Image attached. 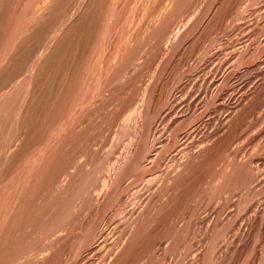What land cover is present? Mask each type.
I'll use <instances>...</instances> for the list:
<instances>
[{"label": "rangeland", "instance_id": "obj_1", "mask_svg": "<svg viewBox=\"0 0 264 264\" xmlns=\"http://www.w3.org/2000/svg\"><path fill=\"white\" fill-rule=\"evenodd\" d=\"M53 1L0 0V264H264V0Z\"/></svg>", "mask_w": 264, "mask_h": 264}, {"label": "bare ground", "instance_id": "obj_2", "mask_svg": "<svg viewBox=\"0 0 264 264\" xmlns=\"http://www.w3.org/2000/svg\"><path fill=\"white\" fill-rule=\"evenodd\" d=\"M49 1H50V0H49ZM51 1H52V0H51ZM54 1H55V0H54ZM54 1H53V2H54ZM58 1H60V0H58ZM62 1H63V0H62ZM100 1H101V0H100ZM111 1H112V0H111ZM129 1H130V0H129ZM43 2H44V1H43ZM64 2H65V1H64ZM103 2H104V1H103ZM51 3H52V2H51ZM59 3H60V2H59ZM80 3H81V2H80ZM41 4H42V3H41ZM44 4H46V3H44ZM88 4H89V3H88ZM39 5H40V4H39ZM46 5H47V4H46ZM66 5H67V4H66ZM105 5H106V4H105ZM159 5H160V4H159ZM48 6H49V4H48ZM48 6H47V7H48ZM58 6H59V4H58ZM40 7H41V5H40ZM51 7H52V6H51ZM51 7H50V8H51ZM100 7H101V6H100ZM210 7H211V6H210ZM42 8H43V7H42ZM42 8H41V9H42ZM58 8H59V7H58ZM102 8H103V6H102ZM37 10H38V9H37ZM49 10H50V9H49ZM53 10H54V9H53ZM53 10H52V11H53ZM85 10H86V9H85ZM38 11H39V10H38ZM38 11H37V12H38ZM42 11H43V10H42ZM42 11H41V12H42ZM53 12H54V11H53ZM60 12H61V11H60ZM45 14H46V13H45ZM54 14H55V13H54ZM57 14H58V13H57ZM63 14H64V13H63ZM86 14H87V13H86ZM172 14H173V13H172ZM225 14H226V13H225ZM41 15H42V14H41ZM43 15H44V14H43ZM43 15H42V16H43ZM46 15H47V14H46ZM50 15H51V14H50ZM59 15H61V14L59 13ZM47 16H48V15H47ZM47 16H46L45 18H47ZM61 16H62V15H61ZM39 17H40V16H39ZM50 17H51V16H50ZM53 18H54V17H53ZM88 18H89V17H88ZM63 19H64V18H63ZM90 19H91V18H90ZM92 19H93V18H92ZM111 19H112V18H111ZM45 20H46V19H45ZM47 20H48V19H47ZM50 20H51V19H50ZM88 20H89V19H88ZM82 21H83V20H82ZM48 22H49V20H48ZM48 22L46 21L45 23H48ZM71 22H72V21H71ZM149 22H150V21H149ZM154 23H155V22H154ZM42 24H43V23H42ZM42 24H41V25H42ZM78 24H79V23H78ZM90 24H91V23H90ZM46 25H47V24H46ZM79 25H80V24H79ZM87 25H88V24H87ZM172 25H173V24H172ZM43 26H44V25H43ZM84 26H85V25H84ZM96 26H97V25H96ZM157 26H158V25H157ZM166 26H167V25H166ZM49 27H50V28H51V27L53 28V25L51 24V26H49ZM55 27H56V26H55ZM88 27H89V26H88ZM163 27H164V26H163ZM43 28H44V27H43ZM47 28H48V26H47ZM47 28H46V29H47ZM71 28H72V26H71ZM80 29H81V28H80ZM88 29H89V28H88ZM88 29H87V30H88ZM99 29H100V28H99ZM157 29H158V28H157ZM40 30H41V29H40ZM55 30H56V29H55ZM31 31H32V30H31ZM47 31H48V29H47ZM49 31H50V30H49ZM65 31H66V30H65ZM83 31H85V30L83 29ZM160 31H161V30H160ZM72 32H73V31H72ZM59 33H60V32H59ZM59 33H58V34H59ZM73 33H75V32H73ZM26 34H27V33H26ZM34 34H35V33H34ZM67 34H68V33H67ZM83 34H84V33H83ZM110 34H111V33H110ZM43 35H44V34H43ZM131 35H132V34H131ZM6 36H7V35H6ZM28 36H29V35H28ZM72 36H73V35H72ZM72 36H71V37H72ZM76 36H77V35H76ZM78 36H79V33H78ZM87 36H88V35H87ZM135 36H136V35H135ZM144 36H145V35H144ZM144 36H143V37H144ZM74 37H75V36H74ZM80 37H82V36H80ZM95 37H96V36H95ZM176 37H177V36H176ZM62 38H63V37H62ZM187 38H188V37H187ZM39 39H40V38H39ZM49 39H50V38H49ZM69 39H70V38H69ZM76 39H78V38H76ZM86 39H87V38H86ZM27 40H28V39H27ZM29 40H30V39H29ZM51 40H52V39H51ZM64 40H65V39H64ZM71 40H73V39H71ZM71 40H70V41H71ZM80 40H81V38H80ZM80 40H79V41H80ZM144 40H145V39H144ZM14 41H15V40H14ZM49 41H50V40H49ZM52 41H53V40H52ZM79 41H78V42H79ZM87 41H88V40H87ZM89 41H90V40H89ZM145 41H146V40H145ZM154 41H155V40H154ZM187 41H188V40H187ZM71 42H72V41H71ZM80 42H82V41H80ZM85 42H86V41H85ZM120 42H121V41H120ZM198 42H199V41H198ZM25 43H26V42H25ZM38 43H39V42H38ZM45 43H46V42H45ZM86 43H87V42H86ZM88 43H89V42H88ZM57 44H58V43H57ZM68 44H69V43H68ZM73 44H74V42L72 43V45H73ZM47 45H48V44H47ZM70 45H71V44H70ZM88 45H89V44H88ZM101 45H102V44H101ZM53 46H54V45H53ZM80 46H81V44H80ZM139 46H140V45H139ZM24 47H25V46H24ZM56 47H57V46H56ZM96 47H97V46H96ZM128 47H129V46H128ZM145 47H146V46H145ZM16 48H17V47H16ZM44 48H45V47H44ZM49 48H50V47H49ZM93 48H94V47H93ZM20 49H21V48H20ZM24 49H25V48H24ZM27 49H28V48H27ZM83 49H84V48H83ZM114 49H115V48H114ZM36 50H37V49H36ZM59 50H62V49H59ZM64 50H65V49H64ZM67 50H68V49H67ZM72 50H73V49H72ZM123 50H124V49H123ZM55 51H56V49H55ZM62 51H63V50H62ZM62 51H61V52H62ZM79 51H80V50H79ZM46 52H47V51H46ZM52 52H54V51H52ZM57 52H58V51H57ZM61 52H60V53H61ZM77 52H78V50H77ZM77 52H76V53H77ZM104 52H105V51H104ZM121 52H122V51H121ZM27 53H28V52H27ZM29 53H30V52H29ZM135 53H136V52H135ZM44 54H45V53H44ZM56 54H57V53H56ZM58 54H59V53H58ZM58 54H57V55H58ZM62 54H64V51H63ZM62 54H59V55H62ZM67 54H68V53H67V51H66V54H65V55H66V57H69V55H67ZM71 54H72V53H71ZM95 54H96V53H95ZM170 54H171V53H170ZM49 55H50V54H49ZM57 55H55V56H57ZM76 55H77V54H76ZM135 55H136V54H135ZM31 56H32V55H31ZM53 56H54V55H53ZM93 56H94V55H93ZM133 56H134V55H133ZM33 57H35V56H33ZM43 57H44V56H43ZM48 57H49V56H48ZM61 57H62V56H60L59 58L62 59V58H64L65 56H63L62 58H61ZM79 57H81V56H79ZM88 57H89V56H88ZM120 57H121V56H120ZM127 57H128V56H127ZM127 57H126V58H127ZM53 58H54V57H53ZM56 58H57V57H56ZM59 58H57V59L59 60ZM70 58H71V57H70ZM77 58H78V57H77ZM101 58H102V57H101ZM101 58H100V59H101ZM111 58H112V57H111ZM126 58H125V59H126ZM1 59H2V58H1ZM48 59H49V58H48ZM57 59L55 60V58H54V59H53L54 61H53L52 58H51V60H52L53 62H57V63H58ZM64 59H65V58H64ZM67 59H68V58H67ZM107 59H108V58H107ZM107 59H106V60H107ZM116 59H117V58H116ZM35 60H36V59H35ZM51 60H50V61H51ZM70 60H71V59H69V61H70ZM72 60H73V59H72ZM72 60H71L70 62H72ZM98 60H99V59H98ZM136 60H137V59H136ZM9 61H10V60H9ZM52 61H51V62H52ZM95 61H96V60H95ZM108 61H109V59H108ZM31 62H32V61H31ZM33 62H34V61H33ZM33 62H32V63H33ZM53 62H52V63H53ZM62 62L64 63V60H63ZM62 62L59 61L58 64H61ZM100 62H101V60L99 61V63H100ZM25 63H26V62H25ZM32 63H31V64H32ZM34 63H35V62H34ZM34 63H33V64H34ZM65 63H66V64H69V66H70L69 68L74 67V66L70 65L71 63H67V61H66ZM132 63H133V62H132ZM43 64H45V63H43ZM43 64H42V65H43ZM58 64H57V67H59ZM115 64H116V63H115ZM115 64H114V65H115ZM14 65H15V64H14ZM47 65H48V64H47ZM54 65H55V67H56V64H54ZM54 65H51V66H54ZM77 65H78V64H77ZM100 65H101V64H100ZM123 65H124V64H123ZM44 66H46V65H44ZM65 66H66V65H65ZM67 66H68V65H67ZM67 66H66V67H67ZM94 66H95V65H94ZM125 66H126V65H125ZM3 67H4V66H3ZM40 67H41V66H40ZM61 67H62V66H61ZM66 67H64V68H66ZM75 67H76V66H75ZM80 67H82V66H80ZM12 68H13V67H12ZM31 68H32V67H31ZM67 68H68V67H67ZM69 68H68V69H69ZM4 69H5V68H4ZM18 69H19V68H18ZM41 69H44V68L42 67ZM41 69H40V70H41ZM49 69H50V68H49ZM55 69H56V68H55ZM62 69H63V67H62ZM127 69H128V68H127ZM40 70H39V71H40ZM50 70H51V69H50ZM60 70H61V69H60ZM69 70H70V69H69ZM71 70H72V69H71ZM75 70H76V69H75ZM78 70H79V68H78ZM95 70H96V69H95ZM124 70H125V69H124ZM28 71H29V70H28ZM36 71H37V70H36ZM47 71H49V70L47 69ZM56 71H57V70H56ZM73 71H74V70H73ZM89 71H90V70H89ZM45 72H46V71H45ZM61 72H62V71H61ZM65 72H66V73H65ZM65 72H64V71L62 72V74H64V73L66 74V75H65V74H64V75H61L62 77H61V76L59 77L60 74L57 73V74H59L58 77L60 78V79H59L60 81H57V80H56V81H57V86H56V83L53 82V83L55 84V86H56L55 88L53 87L54 89H52L51 87H49V89H48V88L46 87L47 85H44V84H45L44 81L47 80V79H46L47 77L45 78V80L43 79L44 81H43V80H42V81L39 80V81H41V82H39V84H36V83H35V84L32 85L31 88L29 89L28 95H29V100H30V101L33 99L34 95H36L37 92H38V93H39V92L41 93V91H42V93H43V91H44V93L47 95V96H45V95L43 94V95H44L43 98L45 97L46 99L44 98V99H41V100H40V101L43 100V103H42L43 108H42V106H41L42 109H41V111H40V113H39L40 116H39V115H38V116L36 115L38 118L35 116L38 120L33 119V120H30V121H29V119H28V121H29V123H28L29 126H28V129H25V131H27V133H26V132H25V133H26L27 136L29 137V140H30V139L33 140L32 138H35V137L37 136V134H38V136H39V135L41 136V134H39V133H40V130L42 131V129H41L40 127L43 128L44 125L46 126L45 123H47V122L51 119V118H49V116H50L49 114L51 113V110H53V109H52V108H53V104H54V106H57V105H55L56 102H57V104L60 103V102L63 103V100H64V99H62V98H65V96H66V95H65V92L67 91V89H65V88L68 86V84H66V82H67L68 79H69V78L67 79V76H68V75H67V74H68L67 72H68V71H65ZM75 72H76V71H75ZM77 72H78V71H77ZM80 72H81V71H80ZM83 72H84V71H83ZM85 72H86V71H85ZM15 73H16V72H15ZM41 73H42V72H41ZM41 73H39V74H41ZM48 73H49V72H48ZM48 73L46 72V73H45V76H46V74H48ZM69 73H71V72H69ZM72 73H73V72H72ZM72 73H71V74H72ZM93 73H95V72H93ZM114 73H115V72H114ZM31 74H32V73H31ZM39 74H38V72H37V75H39ZM43 74H44V73H43ZM57 74H56V75H57ZM71 74H69V77H70ZM76 74H77V73H76ZM137 74H138V73H137ZM13 75H14V74H13ZM25 75H26V74H25ZM35 75H36V74H35ZM49 75H50V74H49ZM49 75H48V76H49ZM51 75H52V74H51ZM78 75H79V74H78ZM32 76H33V75H32ZM43 76H44V75H43ZM43 76H42V77H43ZM52 76H53V75H52ZM72 76H73V75H72ZM72 76H71V77H72ZM30 77H31V76H30ZM58 77H57V78H58ZM71 77H70V78H71ZM74 77H75V75H74ZM74 77H73V78H74ZM35 78H36V77H35ZM35 78H34V79H35ZM53 78H54V77H53ZM53 78H52V80H55V79H53ZM57 78H56V79H57ZM121 78H122V77H121ZM29 79H30V78H29ZM92 79H93V77H92ZM111 79H112V78H111ZM128 79H129V78H128ZM86 80H87V79H86ZM93 80H94V79H93ZM102 80H103V79H102ZM130 80H131V79H130ZM141 80H142V79H141ZM32 81H34V80H32ZM48 81H49V77H48ZM48 81H46V82L48 83ZM98 81H99V79H98ZM7 82H8V81H7ZM15 82H16V81H15ZM58 82H59V83H58ZM3 83H4V82H3ZM23 83H24V82H23ZM49 83H50V82H49ZM70 83L72 84V82H70ZM118 83H119V82H118ZM156 83H157V82H156ZM54 84H53V85H54ZM90 84H91V82H90ZM134 84H135V83H134ZM53 85H52V86H53ZM65 85H67V86L65 87ZM72 85H73V84H72ZM75 85H76V84H75ZM105 85H106V84H105ZM137 85H138V84H137ZM14 86H15V85H14ZM44 86H45V88H44ZM79 86H80V85H79ZM107 86H108V85H107ZM117 86H118V85H117ZM144 86H145V85H144ZM5 87H7V86H5ZM29 87H30V86H29ZM152 87H153V86H152ZM172 87H173V86H172ZM46 88H47V89H46ZM128 88H129V87H128ZM45 89H46V90H45ZM87 89H88V87H87ZM106 89H107V88H106ZM65 90H66V91H65ZM68 90H69V89H68ZM69 91H70V90H69ZM71 91H72V90H71ZM88 91H89V90H88ZM98 91H99V90H98ZM145 91H146V90H145ZM67 93H68V92H67ZM69 93H70V92H69ZM83 93H84V92H83ZM92 93H93V92H92ZM95 93H96V92H95ZM93 94H94V93H93ZM135 94H136V93H135ZM37 95H38V94H37ZM64 95H65V96H64ZM71 95H72V93H71ZM97 95H98V94H97ZM159 95H160V94H159ZM68 96H69V95H68ZM76 96H77V95H76ZM87 96H88V95H87ZM120 96H121V95H120ZM4 97H5V96H4ZM36 97H37V96H36ZM70 97H71V96H70ZM91 97H92V96H91ZM40 98H41V97H40ZM70 99H71V98H70ZM76 99H77V98H76ZM84 99H85V97H84ZM88 99H89V98H88ZM93 99H94V98H93ZM150 99H151V98H150ZM215 99H216V98H215ZM58 100H59V101H58ZM77 100H78V99H77ZM89 100H90V99H89ZM137 101H138V100H137ZM145 101H146V100H145ZM158 101H159V100H158ZM27 102H28V101H27ZM74 102H75V101H74ZM89 102H90V101H89ZM92 102H93V101H92ZM126 102H127V101H126ZM138 102H139V101H138ZM28 103H29V102H28ZM30 103H32V101H31ZM30 103L28 104L29 106H30ZM62 103H60V104H58V105H62ZM85 103H86V102H85ZM203 103H204V102H202V104H203ZM32 104H33V103H32ZM35 104H36V103H35ZM74 104H75V103H74ZM87 104H88V102H87ZM106 104H107V103H106ZM139 104H140V103H139ZM172 104H173V103H172ZM46 105H47V106H46ZM72 105H73V104H72ZM121 105H122V104H121ZM158 105H159V104H158ZM31 106H32V105H31ZM38 106H39V105H38ZM45 106H46V107H45ZM76 106H77V105H76ZM79 106H80V105H79ZM112 106H113V105H112ZM148 106H149V105H148ZM184 106H185V105H184ZM192 106H193V105H192ZM4 107H5V106H4ZM20 107H22V106H20ZM31 108H32V107H31ZM37 108H38V107H37ZM63 108H64V107H63ZM70 108H71V106H70ZM77 108H78V107H77ZM163 108H164V107H163ZM55 109H56V107H55ZM55 109H54V110H55ZM58 109H59V108H58ZM65 109H67V108H65ZM25 110H26V109H25ZM36 110H37V109H36ZM68 110H69V109H68ZM71 110H72V108H71ZM75 110H76V109H75ZM79 110H80V109H79ZM83 110H84V109H83ZM12 111H13V110H12ZM12 111H11V112H12ZM37 111H39V110H37ZM37 111L35 112V110H34V112H35L34 114H36ZM57 111H58V110H57ZM73 111H74V108H73ZM80 111H81V110H80ZM111 111H112V110H111ZM21 112H22V111H21ZM25 112H26V111H25ZM25 112H24V113H25ZM60 112H61V111H60ZM81 112H83V111H81ZM81 112H80V113H81ZM32 113H33V112H32ZM72 113H73V112H72ZM101 113H102V112H101ZM106 113H107V112H106ZM121 113H122V112H121ZM22 114H23V113H22ZM60 114H61V113H60ZM134 114H135V113H134ZM31 115H32V114L30 113V116H31ZM63 115H64V114H63ZM68 115H69V114H68ZM72 115H73V114H72ZM72 115H71V116H72ZM80 115H81V114H80ZM118 115H119V114H118ZM0 116H1V115H0ZM75 116H76V115H75ZM35 117H34V118H35ZM39 117H40V118H39ZM66 117L68 118L67 115H66ZM66 117H65V118H66ZM77 117H78V115H77ZM87 117H88V116H87ZM117 117H118V116H117ZM196 117H197V116H196ZM32 118H33V117H32ZM52 118H53V117H52ZM62 118H63V117H62ZM92 118H93V117H92ZM8 119H9V118H8ZM53 119L56 120L55 118H53ZM53 119H52V120H53ZM69 119H71V117L68 118L67 120H69ZM76 119H77V118H76ZM76 119H75V120H76ZM95 119H96V118H95ZM95 119H93V120H95ZM101 119H102V118H101ZM1 120H2V119H1ZM24 120H25V119H24ZM47 120H48V121H47ZM54 120H53V121H54ZM58 120H60V119H58ZM78 120H79V119H78ZM78 120H77V121H78ZM28 121H27V122H28ZM46 121H47V122H46ZM53 121H52V122H53ZM61 121H62V119L60 120V122H61ZM64 121H66V119H64ZM70 121H71V120H70ZM50 122H51V121H50ZM60 122H58L57 124H60ZM67 122H68V121H67ZM72 122H73V121H72ZM72 122H70V123H72ZM74 122H75V121H74ZM86 122H87V121H86ZM132 122H133V121H132ZM20 123H21V122H20ZM64 123H65V122H64ZM116 123H117V122H116ZM25 124H26V123H25ZM55 124H56V123H55ZM68 124H69V123H68ZM73 124H74V123H73ZM14 125H15V124H14ZM48 125H49V123H48ZM50 125H51V124H50ZM61 125H62V126H60V127H61V128H62V127L64 128L65 124H61ZM69 125H70V124H69ZM8 126H9V125H8ZM15 126H16V125H15ZM26 126H27V125H26ZM51 126H52V125H51ZM56 126H57V125H56ZM70 126H71V125H70ZM87 126H88V124H87ZM117 126H118V125H117ZM18 127H19V125H18ZM66 127L69 128V126H66ZM71 127H72V126H71ZM102 127H103V126H102ZM132 127H133V126H132ZM38 128H39V129H38ZM61 128H60V131L62 130L61 132H63L65 129H61ZM75 128H76V127H75ZM91 128H92V127H91ZM45 129H46V128H45ZM55 129H56V128H55ZM66 129H67V128H66ZM70 130H71V129H70ZM125 130H127V129H125ZM15 131H16V129H15ZM67 131H68V130H67ZM127 131H128V130H127ZM38 132H39V133H38ZM45 132H46V131H45ZM65 132H66V130H65ZM68 132H69V131H68ZM81 132H82V131H81ZM70 133H71V132H70ZM77 133H78V132H77ZM58 134H59V133H58ZM66 134H67V133H66ZM86 134H87V133H86ZM136 134H137V133H136ZM18 135H19V134H18ZM62 136H63V135H62ZM128 136H129V135H128ZM28 137H25V138H28ZM48 137H49V135H48ZM179 137H180V136H179ZM36 138H37V137H36ZM66 138H67V137H66ZM66 138H65V139H66ZM37 139H38V138H37ZM39 139H41V138H39ZM39 139H38V140H39ZM63 139H64V138H63ZM90 139H91V138H90ZM34 140H36V139H34ZM27 141H28V139H27ZM36 141H37V140H36ZM43 141H44V140H43ZM22 142H23V141H22ZM37 142H38V141H37ZM37 142H32V143H37ZM77 142H78V141H77ZM81 142H82V141H81ZM29 143H30V142H29ZM23 144H24V143H23ZM25 144H26V141H25ZM30 144H31V143H30ZM73 144H74V143H73ZM84 144H85V143H84ZM63 145H64V144H63ZM23 146H24V145H23ZM32 146H33V145H32ZM35 146H36V145H35ZM58 146H59V145H58ZM18 147H19V146H18ZM27 147H28V146H27ZM16 148H17V147H16ZM24 148H25V147H24ZM22 149H23V148H22ZM189 149H190V148H189ZM27 150H28V149H27ZM49 150H50V149H49ZM176 150H177V149H176ZM19 151H20V150H19ZM50 151H51V150H50ZM193 151H194V150H193ZM4 153H5V152H4ZM10 153H11V152H10ZM40 153H41V152H40ZM67 153H68V152H67ZM72 153H73V152H72ZM15 154L17 155V153H15ZM21 154H22V153H21ZM43 154H44V153H43ZM50 154H51V153H50ZM39 155H40V154H39ZM157 155H158V154H157ZM12 156H13V155H12ZM18 156H19V155H18ZM20 156H21V155H20ZM41 156H42V155H41ZM128 156H129V155H128ZM219 156H220V155H219ZM35 157H36V156H35ZM143 157H144V156H143ZM194 157H195V156H194ZM15 158H16V156H15ZM43 158H44V157H43ZM9 159H10V157H9ZM29 159H30V158H29ZM31 159H32V158H31ZM40 159H41V157H40ZM128 159H129V158H128ZM194 159H195V158H194ZM12 160H13V159H12ZM19 160H20V159H19ZM19 160H18V161H19ZM24 160H25V159H24ZM45 160H46V159H45ZM57 160H58V159H57ZM71 160H72V159H71ZM183 160H184V159H183ZM28 161H30V160H28ZM38 161H39V160H38ZM13 162H14V161H13ZM13 162H12V164H13ZM32 162H33V161H32ZM86 162H87V161H86ZM10 163H11V162H10ZM40 163H41V162H40ZM59 163H60V162H59ZM68 163H69V162H68ZM210 163H211V162H210ZM22 164H23V163H22ZM30 164H31V163H30ZM86 164H87V163H86ZM189 164H190V163H189ZM19 165H20V164H19ZM31 165H32V164H31ZM72 165H73V164H72ZM32 166H33V165H32ZM81 166H82V165H81ZM7 167H8V166H7ZM7 167H6V168H7ZM20 167H21V166H20ZM38 167H39V166H38ZM127 167H128V166H127ZM174 167H175V166H174ZM176 167H177V166H176ZM207 167H208V166H207ZM36 168H37V167H36ZM39 168H40V167H39ZM42 168H43V167H42ZM46 168H47V167H46ZM92 168H93V167H92ZM99 168H100V167H99ZM180 168H181V167H180ZM192 168H193V167H192ZM27 169H28V168H27ZM40 169H41V168H40ZM40 169H39V170H40ZM203 169H204V168H203ZM206 169H207V168H206ZM46 171H47V169H46ZM50 171H51V170H50ZM145 171H146V170H145ZM179 171H180V170H179ZM231 171H232V170H231ZM9 172H10V171H9ZM18 172H19V171H18ZM4 173H6V172H4ZM37 173H38V172H37ZM59 173H60V172H59ZM73 173H74V172H73ZM76 173H77V172H76ZM181 173H182V172H181ZM16 174H17V173H16ZM19 174H20V173H19ZM22 174H23V173H22ZM55 174H56V172H55ZM174 174H175V173H174ZM12 175H13V174H12ZM45 175H46V174H45ZM98 175H99V174H98ZM116 175H117V174H116ZM137 175H138V174H137ZM232 175H233V174H232ZM4 176H5V175H4ZM84 176H85V175H84ZM145 176H146V175H145ZM183 176H184V175H183ZM16 177H17V176H16ZM45 177H46V176H45ZM79 177H80V176H79ZM134 177H135V176H134ZM235 177H236V176H235ZM250 177H251V176H250ZM33 178H34V177H33ZM59 178H60V177H59ZM81 178H83V177H81ZM105 178H106V177H105ZM24 179H25V178H24ZM34 179H35V178H34ZM46 179H48V178H46ZM67 179H68V178H67ZM77 179H78V178H77ZM89 179H90V178H89ZM120 179H121V178H120ZM164 179H165V178H164ZM17 180H19V179L17 178ZM27 180H28V179H27ZM93 180H94V179H93ZM104 180H105V179H104ZM166 180H168V179H166ZM37 181H38V180H37ZM56 181H57V180H56ZM163 181H164V180H163ZM169 181H170V180H169ZM27 182H28V181H27ZM29 182H30V181H29ZM81 182H82V181H81ZM87 182H88V181H87ZM112 182H113V181H112ZM172 182H173V181H172ZM180 182H181V181H180ZM189 182H190V181H189ZM107 183H108V182H107ZM107 183H106V184H107ZM113 183H114V182H113ZM174 183H175V182H174ZM182 183H183V182H182ZM2 184H3V183H2ZM30 184H31V183H30ZM65 184H66V180H65V181H58V185H59V186L62 185V186H60V187L65 186ZM84 184H85V183H84ZM91 184H92V183H91ZM163 184H165V183H163ZM4 185H5V184H4ZM23 185H24V184H23ZM41 185H42V184H41ZM66 185H67V184H66ZM1 186H2V185H1ZM21 186H22V185H21ZM30 186H31V185H30ZM90 186H91V185H90ZM158 186H159V185H158ZM158 186H157V187H158ZM2 187H4V186H2ZM86 187H87V186H86ZM104 187H105V186H104ZM14 188H15V187H14ZM42 188H43V187H42ZM50 188H51V187H50ZM154 188H155V187H154ZM21 189H22V188H21ZM39 189H40V188H39ZM110 189H111V188H110ZM112 189H113V188H112ZM167 190H168V189H167ZM174 190H175V189H174ZM21 191H23V190H21ZM53 191H54V190H53ZM78 191H79V190H78ZM78 191H77V192H78ZM100 191H101V190H100ZM107 191H108V190H107ZM17 192H18V191H17ZM28 192H29V191H28ZM37 192H38V191H37ZM43 192H44V191H43ZM79 192H80V191H79ZM10 193H11V191H10ZM13 193H14V192H13ZM56 193H57V192H56ZM162 193H163V192H162ZM164 193H165V191H164ZM83 194H84V193H83ZM151 194H152V193H151ZM153 194H154V193H153ZM22 195H23V194H22ZM100 195H101V194H100ZM41 196H42V195H41ZM1 197H2V196H1ZM81 197H82V196H81ZM114 197H115V196H114ZM163 197H164V196H163ZM84 198H85V197H84ZM159 198H160V197H159ZM164 198H165V197H164ZM169 198H170V197H169ZM1 199H2V198H1ZM156 199H157V198H156ZM86 200H87V199H86ZM30 201H31V200H30ZM67 201H68V200H67ZM103 201H104V200H103ZM72 202H73V201H72ZM157 203H158V202H157ZM51 204H52V203H51ZM86 204H87V203H86ZM104 204H105V203H104ZM114 204H115V203H114ZM170 204H171V203H170ZM28 205H29V204H28ZM165 205H166V204H165ZM10 206H11V205H10ZM24 206H25V204H24ZM62 206H63V205H62ZM82 207H83V206H82ZM157 207H158V206H157ZM165 207H166V206H165ZM3 208H4V207H3ZM8 208H9V207H8ZM27 208H28V207H27ZM91 208H92V207H91ZM39 209H40V208H39ZM41 209H42V208H41ZM163 209H164V208H163ZM53 210H54V209H53ZM145 210H146V209H145ZM28 211H29V210H28ZM50 211H51V209H50ZM105 211H106V210H105ZM24 212H25V211H24ZM153 212H154V211H153ZM162 212H163V211H162ZM162 212H161V213H162ZM22 213H23V212H22ZM33 213H34V212H33ZM104 213H105V212H104ZM104 213H103V214H104ZM149 213H150V212H149ZM0 214H1V213H0ZM23 214H24V213H23ZM98 214H99V213H98ZM143 214H145V213L143 212ZM153 215H154V214H153ZM155 215H156V214H155ZM12 216H13V215H12ZM28 218H30V217H28ZM37 218H38V217H37ZM75 218H76V217H75ZM142 218H143V217H142ZM142 218H141V219H142ZM5 219H6V218H5ZM71 219H72V218H71ZM9 220H10V219H9ZM67 220H68V219H67ZM133 220H134V219H133ZM149 220H150V219H149ZM1 222H2V221H1ZM4 222H5V221H4ZM13 222H14V221H13ZM22 222H23V221H22ZM58 222H59V221H58ZM171 222H172V221H171ZM18 223H19V222H18ZM20 223H21V222H20ZM33 223H34V222H33ZM42 223H43V222H42ZM76 223H77V222H76ZM58 224H59V223H58ZM64 224H65V223H64ZM0 225H2V224H0ZM22 225H23V224H22ZM67 225H68V224H67ZM98 226H99V225H98ZM126 226H127V225H126ZM69 227H70V226H69ZM35 228H36V227H35ZM55 228H56V227H55ZM19 229H20V228H19ZM133 229H134V228H133ZM169 229H170V228H169ZM1 230H2V229H1ZM63 230H64V229H63ZM136 230L138 231V229H136ZM49 231H50V230H49ZM18 232H19V231H18ZM59 232H60V231H59ZM168 232H169V231H168ZM50 233H51V232H50ZM54 233H55V232H54ZM87 233H88V232H87ZM126 233H127V232H126ZM31 234H32V233H31ZM137 234H138V233H137ZM41 235H42V234H41ZM64 235H65V234H64ZM15 236H16V235H15ZM99 236H101V235H99ZM124 236H125V235H124ZM7 237H8V236H7ZM28 237H29V236H28ZM28 237H27V238H28ZM47 238H48V237H47ZM102 238H103V237H102ZM105 238H106V237H105ZM130 238H131V237H130ZM141 238H142V237H141ZM9 239H10V238H9ZM49 239H50V238H49ZM133 239H134V238H133ZM146 240H147V239H146ZM75 241H76V240H75ZM18 242H19V241H18ZM95 242H96V241H95ZM103 242H104V241H103ZM71 243H72V242H71ZM75 243H76V242H75ZM125 243H126V242H125ZM132 243H133V242H132ZM36 244H37V243H36ZM133 244H134V243H133ZM141 244H142V243H141ZM158 244H159V243H158ZM52 245H53V244H52ZM96 245H97V244H96ZM164 245H165V244H164ZM24 247H25V246H24ZM26 247H27V246H26ZM34 247H35V246H34ZM38 247H39V246H38ZM99 247H100V246H99ZM114 247H115V246H114ZM120 247H121V246H120ZM129 250H130V249H129ZM132 250H133V249H132ZM142 250H143V249H142ZM136 251H139V250H136ZM148 251H149V250H148ZM70 252H72V251H70ZM109 252H110V251H109ZM20 253H21V252H20ZM26 253H27V252H26ZM2 254H3V253H2ZM130 254H131V253H130ZM138 254H139V253H138ZM59 255H60V254H59ZM21 256H22V255H21ZM36 256H37V255H36ZM27 257H28V256H27ZM39 257H40V256H39ZM43 257H44V256H43ZM60 257H61V256H60ZM137 257H138V256H137ZM61 258H62V257H61ZM28 259H29V258H28ZM32 259H33V258H32ZM45 259H46V258H45ZM48 259H49V258H48ZM37 260H38V259H37ZM120 260H121V259H120ZM134 260H135V259H134ZM24 261H25V260H24ZM0 262H1V261H0ZM25 262H26V261H25ZM53 262H54V261H53ZM68 262H69V261H68ZM146 263H147V262H146ZM140 264H141V263H140Z\"/></svg>", "mask_w": 264, "mask_h": 264}]
</instances>
